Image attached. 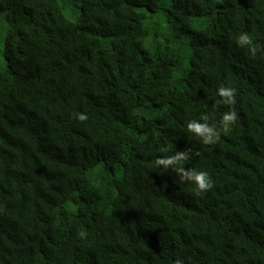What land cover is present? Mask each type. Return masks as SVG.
Masks as SVG:
<instances>
[{"label":"trees","instance_id":"1","mask_svg":"<svg viewBox=\"0 0 264 264\" xmlns=\"http://www.w3.org/2000/svg\"><path fill=\"white\" fill-rule=\"evenodd\" d=\"M178 261L264 264V0H0V264Z\"/></svg>","mask_w":264,"mask_h":264},{"label":"clouds","instance_id":"2","mask_svg":"<svg viewBox=\"0 0 264 264\" xmlns=\"http://www.w3.org/2000/svg\"><path fill=\"white\" fill-rule=\"evenodd\" d=\"M236 44L240 48L246 47L253 56L256 55L258 51L253 44L252 37L247 32H241L238 35ZM217 96L219 99L214 102L216 106H229V110L222 114L217 124L209 123L210 117L207 113H202L199 119L189 120L186 124V130L205 145L218 142L221 134L228 132L238 118L234 107L236 104V89L229 86H220L217 88ZM75 118L79 121H84L87 119V116L85 114L76 113ZM160 151L168 152V149L162 148ZM188 160V151H176L172 155L157 157L155 165L160 168L162 172L174 170L181 183L191 184L195 194L202 195L213 187L212 178L205 170L186 168L184 165ZM177 264H182V262L178 261Z\"/></svg>","mask_w":264,"mask_h":264}]
</instances>
